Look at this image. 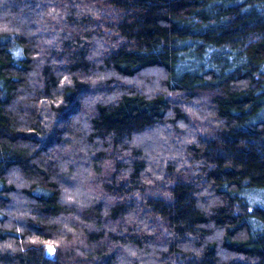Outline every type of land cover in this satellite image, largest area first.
<instances>
[{
	"label": "trees",
	"instance_id": "trees-1",
	"mask_svg": "<svg viewBox=\"0 0 264 264\" xmlns=\"http://www.w3.org/2000/svg\"><path fill=\"white\" fill-rule=\"evenodd\" d=\"M0 264H264V0H0Z\"/></svg>",
	"mask_w": 264,
	"mask_h": 264
},
{
	"label": "snow or ice",
	"instance_id": "snow-or-ice-1",
	"mask_svg": "<svg viewBox=\"0 0 264 264\" xmlns=\"http://www.w3.org/2000/svg\"><path fill=\"white\" fill-rule=\"evenodd\" d=\"M48 251L51 252V251H53V249L52 248H49Z\"/></svg>",
	"mask_w": 264,
	"mask_h": 264
}]
</instances>
